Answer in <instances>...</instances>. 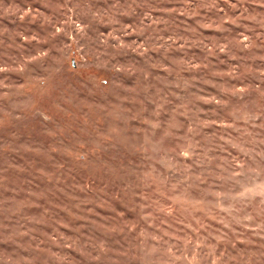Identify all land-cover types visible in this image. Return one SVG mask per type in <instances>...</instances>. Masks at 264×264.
<instances>
[{
  "label": "rangeland",
  "instance_id": "rangeland-1",
  "mask_svg": "<svg viewBox=\"0 0 264 264\" xmlns=\"http://www.w3.org/2000/svg\"><path fill=\"white\" fill-rule=\"evenodd\" d=\"M0 264H264V0H0Z\"/></svg>",
  "mask_w": 264,
  "mask_h": 264
}]
</instances>
